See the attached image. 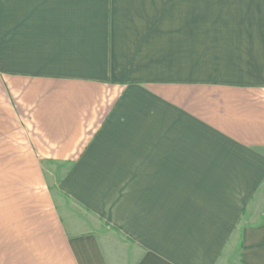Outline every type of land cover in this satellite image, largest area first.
Instances as JSON below:
<instances>
[{"label":"crops","instance_id":"obj_1","mask_svg":"<svg viewBox=\"0 0 264 264\" xmlns=\"http://www.w3.org/2000/svg\"><path fill=\"white\" fill-rule=\"evenodd\" d=\"M0 79L21 264H264V0H0Z\"/></svg>","mask_w":264,"mask_h":264},{"label":"rangeland","instance_id":"obj_2","mask_svg":"<svg viewBox=\"0 0 264 264\" xmlns=\"http://www.w3.org/2000/svg\"><path fill=\"white\" fill-rule=\"evenodd\" d=\"M28 140V134L22 124V119L9 106L4 82L0 79V264H21V259L15 258L20 253L14 246L7 243V236L12 235L14 224L11 221L10 232L7 231L4 218V199L7 190L17 185L21 174L29 164L23 163L27 154L22 146ZM7 244V246H6ZM7 255V256H6ZM8 257V259H6Z\"/></svg>","mask_w":264,"mask_h":264}]
</instances>
